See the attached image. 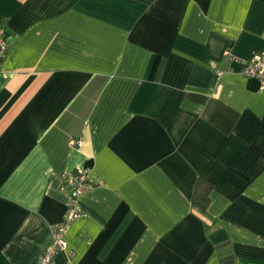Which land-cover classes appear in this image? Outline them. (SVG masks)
I'll use <instances>...</instances> for the list:
<instances>
[{
  "label": "crops",
  "instance_id": "0c3cea01",
  "mask_svg": "<svg viewBox=\"0 0 264 264\" xmlns=\"http://www.w3.org/2000/svg\"><path fill=\"white\" fill-rule=\"evenodd\" d=\"M0 20V264H38L81 169L54 264H264V88L241 74L264 0H0Z\"/></svg>",
  "mask_w": 264,
  "mask_h": 264
},
{
  "label": "built area",
  "instance_id": "2783aa9c",
  "mask_svg": "<svg viewBox=\"0 0 264 264\" xmlns=\"http://www.w3.org/2000/svg\"><path fill=\"white\" fill-rule=\"evenodd\" d=\"M7 34L0 20V59L6 52ZM227 58L232 57L229 50L223 52ZM222 72H219V75ZM241 74L246 77L257 78L261 82V87L264 88V51H256L248 60L243 61ZM69 145L80 146V140L71 139ZM62 181V189L69 188L66 212L63 219L54 224L51 228V237L45 246L38 264H54L55 255L62 250H66L67 243L65 234L70 225L83 217L84 212L81 208L80 197L88 189L92 187L88 179V169L76 170L73 172L62 173L60 175ZM70 258L72 253L67 251Z\"/></svg>",
  "mask_w": 264,
  "mask_h": 264
},
{
  "label": "trees",
  "instance_id": "16d2710c",
  "mask_svg": "<svg viewBox=\"0 0 264 264\" xmlns=\"http://www.w3.org/2000/svg\"><path fill=\"white\" fill-rule=\"evenodd\" d=\"M72 139V138H71ZM213 189L211 182L204 178H198L193 190L192 205L202 213L207 212L210 202V193Z\"/></svg>",
  "mask_w": 264,
  "mask_h": 264
}]
</instances>
